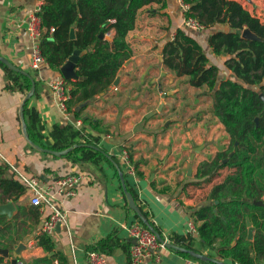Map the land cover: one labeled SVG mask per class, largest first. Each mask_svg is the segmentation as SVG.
<instances>
[{
	"label": "crops",
	"instance_id": "1",
	"mask_svg": "<svg viewBox=\"0 0 264 264\" xmlns=\"http://www.w3.org/2000/svg\"><path fill=\"white\" fill-rule=\"evenodd\" d=\"M39 1L43 0H0V62L10 61L36 82V93L27 102L28 108L36 109L40 115L41 144L54 142L56 125H72L85 136L76 143L87 140L90 147L103 150L120 164L73 162L66 157L68 150L63 156H55L45 152L40 143L32 142L24 133L21 119V107L29 92L13 87L11 77L0 65V149L6 159L0 160V205L10 202L15 208L12 218L0 216V249L14 252L23 245L18 258L22 264H88L89 247L112 236L121 246L104 255L106 264H130V250L124 247L131 248L133 240L125 227L136 219L127 206L119 175L121 169L129 173L121 157L127 151L135 169L134 176L129 173V182L138 196L136 204L143 207L169 242L172 235L184 237L185 244L193 241L196 253L233 264L205 247L198 234L191 233L190 223L198 229L202 222L196 221L189 209L206 205L213 187L230 178L236 180L245 159L256 153V148L247 130L237 123L219 121L214 114V97L206 86L192 87L188 77H178L164 65L163 57L166 45L179 29H184L201 45L211 63L219 67V79L231 78L233 73L225 66L227 58L216 56L209 45L212 34L229 28H186L179 0L143 7L137 13L135 29L127 36L132 57L119 71L117 86L113 84L93 99L75 105L72 110L81 115L76 120L59 107L49 87L50 82L64 78L61 68L66 63L59 68L44 63L37 72L31 70L32 42L26 29L28 17ZM229 1L240 3L264 24V0ZM49 30L45 28V34L52 37ZM115 34L112 30L104 36L112 41ZM69 86L70 90L74 87L72 83ZM162 103L163 110L155 115ZM87 120L93 123H85ZM25 122L27 125V118ZM72 174L81 175L83 181L75 196L55 199L68 220L49 236L55 247L47 252L39 238L52 208L33 206V192L21 177L36 179L46 189ZM8 186L14 187L6 192ZM254 235L255 229L253 238ZM158 252L159 259L149 257L145 264H185L187 259L218 264L202 263L167 248ZM253 255L264 264V255ZM13 260L12 256L0 255V264H12Z\"/></svg>",
	"mask_w": 264,
	"mask_h": 264
},
{
	"label": "trees",
	"instance_id": "2",
	"mask_svg": "<svg viewBox=\"0 0 264 264\" xmlns=\"http://www.w3.org/2000/svg\"><path fill=\"white\" fill-rule=\"evenodd\" d=\"M43 1L44 6L39 14L42 24L48 30L55 29L52 37L47 33L41 42V52L46 63L52 68H59L67 63L75 50L84 52L76 66L77 75L83 79L67 80L74 86L67 102V111L79 120L80 113L74 112L72 108L113 86L123 64L132 57L127 36L135 29L138 11L163 0ZM183 1L189 5V10L185 12L186 19L193 18L206 29L216 25L229 28L227 32L212 34L209 45L216 56L227 58L225 66L233 76L220 80L219 67L211 63L201 45L184 29H179L174 40L164 48V65L176 76L188 77L187 82L192 87L206 86L209 94L214 97V114L219 121L224 124L237 123L247 130L256 148V153L245 159L236 180L230 178L213 187L208 203L199 209H189V212L196 221L202 222L198 236L205 247L218 252L222 258L230 259L233 264H262L251 255L250 248H253L255 255H264V206L254 204L264 197V102L260 98L261 94L264 95V43L245 40L237 31L249 28L264 39V24L235 1ZM73 26L75 40L70 39ZM112 30L116 32L112 41L100 38L101 34H109ZM0 65L11 77L13 87H21L23 91L30 92V75L16 73L2 62ZM8 86L11 88L10 84ZM24 116L27 118L30 140L41 144L43 129L38 111L28 108L27 102ZM88 122L93 123L85 121ZM84 137L72 125H56L54 142L41 146L56 152L68 150L66 157L73 162L90 161L97 164L98 161H108L120 164L118 159H110L103 150L90 147L92 144L87 140L85 143H76V139ZM120 174L125 179L127 190L137 202L138 196L130 187L128 171L121 169ZM13 187L8 186L5 191L9 192ZM216 201L219 203L216 204ZM138 207L163 237L150 220L149 214L141 205ZM134 218L146 226L136 213ZM247 220L255 229L252 241L248 240ZM170 240L188 251H197L191 239L189 244H185L186 238L177 235H172ZM39 244L47 252H52L55 247L52 238L44 234L39 238ZM119 246L120 242L110 236L88 250L108 256ZM124 248L130 250L129 246ZM184 255L189 256L186 253Z\"/></svg>",
	"mask_w": 264,
	"mask_h": 264
},
{
	"label": "built area",
	"instance_id": "3",
	"mask_svg": "<svg viewBox=\"0 0 264 264\" xmlns=\"http://www.w3.org/2000/svg\"><path fill=\"white\" fill-rule=\"evenodd\" d=\"M181 9L186 12L189 10V5L185 4L183 0L178 1ZM44 6L43 1H39L37 9L30 13L27 22V35L32 42V57H31V70L37 72L40 67L46 63L45 58L41 52V42L45 36V28L43 27L40 12ZM184 26L188 29L202 31L205 27L193 18L186 19ZM51 33L55 32L54 28L49 30ZM53 95L59 105V107L67 112V102L70 100V86L67 80L59 79L49 83ZM80 123V122H78ZM1 127V119H0ZM122 160L127 164L129 173L135 175V169L132 167L129 161V155L127 151H124L121 155ZM0 160L6 161L1 149ZM27 188L33 192L31 204L35 207H43L44 205L52 208V214L44 222L42 226V232L46 236H52L59 225L67 223V215L61 209L55 205V199L57 197H73L77 193L79 185L82 183L83 178L81 175L72 174L67 175L57 180L55 186L49 188H42L36 179H27L21 177ZM192 234H198V229L193 223L189 225ZM130 238L136 241L130 248V262L131 264H145L149 257L154 256L159 259L158 250L165 248V245L159 242L157 236L146 226L139 221L132 223L125 227ZM166 242H169L166 235L162 234ZM88 264H106V257L98 251H89L87 255ZM17 264H22L18 262ZM185 264H200L193 259H187Z\"/></svg>",
	"mask_w": 264,
	"mask_h": 264
},
{
	"label": "water",
	"instance_id": "4",
	"mask_svg": "<svg viewBox=\"0 0 264 264\" xmlns=\"http://www.w3.org/2000/svg\"><path fill=\"white\" fill-rule=\"evenodd\" d=\"M132 1V0H131ZM238 34H241V37L245 40L248 41H252V42H260V43H264V39L259 37L257 34H255L254 32H252L249 28H245L244 30H238L237 31ZM104 34L100 35V38H104ZM76 36H75V27L73 26L71 29V40H75ZM84 54L83 51L81 50H75L73 52V54L71 55V57L68 59L67 63L61 68V73L64 77L65 80H82L83 78L79 77L76 73V66L80 60V57ZM2 63L4 65H6L9 69L17 72V73H22L24 75H27L26 72L22 71L21 69H19L18 67H16L13 63H11L10 61L6 60V59H1ZM118 79L116 80V82L114 83L115 86H117L118 84ZM36 90V84L34 82V80L32 79V88L29 92V94L25 97L22 107H21V119H22V123H23V127H24V133L27 135V125L25 122V117H24V107L27 103V101H29V99L34 95ZM173 94V93H170ZM166 94L163 95V98H166ZM260 98L262 99V101L264 102V95L261 94ZM164 104L162 103L158 109V112H161L163 109ZM256 122H258V119H256ZM198 150V149H197ZM196 150V152H197ZM45 152L50 153L52 155L55 156H63L65 155L67 152L66 151H62V152H56V151H52V150H45ZM192 161L194 159V156L191 158ZM191 171H192V164L190 166L189 169V175H191ZM120 178H121V183H122V187L124 190V194L126 197V201H127V205L128 207L134 212L136 213L140 219L143 221V223L146 225V227H148L158 238L159 242H161L162 244L165 245V248L167 249H171L177 252H182V253H186L188 255H190L191 257L202 261V262H216L218 264H223L220 261L214 260L212 258H209L207 256L198 254L196 252L193 251H188L182 247H179L173 243L170 242H166L165 239L160 235V233L153 227V225L143 216V214L141 213L138 205L136 204L133 195L127 190L126 187V183H125V179L123 177L122 174H120ZM219 201H216V204H218ZM255 205L257 206H264V198L260 201H255L254 202ZM15 208L13 206L12 203H6L4 205H0V216H8V218H12L13 212H14ZM247 224L249 226V231H248V240L252 241L253 240V232H254V228L251 226V223L249 220H247ZM60 226L57 227V230H59ZM136 241H133V244H135ZM23 245H20L18 248H16V250L14 252H9V250L7 249H0V255L4 256V257H9L12 256L14 258V260L12 261V264H17L18 263V258H19V254L21 252V250L23 249ZM250 253L251 255H253V249L250 248Z\"/></svg>",
	"mask_w": 264,
	"mask_h": 264
},
{
	"label": "rangeland",
	"instance_id": "5",
	"mask_svg": "<svg viewBox=\"0 0 264 264\" xmlns=\"http://www.w3.org/2000/svg\"><path fill=\"white\" fill-rule=\"evenodd\" d=\"M248 9H252V8H250L249 6H246ZM163 110V109H162ZM156 113H158V111H156L154 114L156 115ZM239 168V167H238ZM238 168H236V169H238ZM237 172V170H234V174Z\"/></svg>",
	"mask_w": 264,
	"mask_h": 264
}]
</instances>
